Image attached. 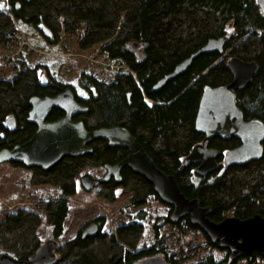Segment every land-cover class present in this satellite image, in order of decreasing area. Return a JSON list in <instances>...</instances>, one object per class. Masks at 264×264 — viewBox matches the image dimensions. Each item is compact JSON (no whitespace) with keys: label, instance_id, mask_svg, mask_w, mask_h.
<instances>
[{"label":"trees","instance_id":"1","mask_svg":"<svg viewBox=\"0 0 264 264\" xmlns=\"http://www.w3.org/2000/svg\"><path fill=\"white\" fill-rule=\"evenodd\" d=\"M20 23L41 27L42 33L47 29L50 34L44 33V37L50 45H58L65 34L82 29L78 37L81 50L98 47L107 60L122 63L136 73L134 76L118 71L110 84L88 73L80 75L81 88L91 94L90 98H76L89 108L76 121H83L89 131L115 125L127 128L162 172L176 176L187 198H199L203 205L213 208L212 220H222L226 212L233 211L242 219L264 215V152L259 161L228 168L223 155L219 170L205 178L194 174L195 166L183 165L192 149L205 138L196 130L204 92L233 81L226 66L228 58L239 57L258 64L253 82L236 93V104L246 120L257 119L264 124V13L257 0H0V44L8 45L16 37ZM259 30L261 33H257ZM226 35V51L235 46L227 59H221L218 53L202 54L185 73L153 91L176 65L210 40ZM38 70L22 63L13 81H0V150L23 144L35 134L37 126L27 121L33 96L53 97L68 88L75 91L54 79L44 82ZM145 96L156 104L149 106L144 102ZM10 116L16 118L14 129L6 125ZM64 116L62 110L54 108L47 121L55 122ZM231 144L219 138L207 142L208 148L221 152L230 149ZM90 147L92 153L64 158L48 171L12 163L14 168L31 174L33 187L48 186L63 195L43 204L40 212L22 208L3 219V253L29 260L42 245L39 229L43 219L53 227V237L60 240L69 215V200L76 196L77 182L83 173L118 164L126 156L124 149L111 147L105 140ZM121 176L120 183L104 184L98 192L101 199L114 201L118 187L132 193L134 207H141L151 197L157 198L153 185L143 176L127 167ZM144 216L140 212L138 217ZM105 220L101 217L92 221L99 229L96 236L83 239L79 232L63 242L57 264H138L155 256L152 247L134 253L140 248L143 225L122 224L116 233L107 234L103 233ZM182 224L196 230L188 218L181 220ZM158 236L159 228L155 226L154 237ZM169 263L180 264L174 259Z\"/></svg>","mask_w":264,"mask_h":264},{"label":"water","instance_id":"2","mask_svg":"<svg viewBox=\"0 0 264 264\" xmlns=\"http://www.w3.org/2000/svg\"><path fill=\"white\" fill-rule=\"evenodd\" d=\"M264 13V0H257ZM227 41V40H226ZM225 39L210 40L204 47L193 53L189 58L178 64L175 70L160 80L153 88L158 91L169 81L185 73L193 61L202 54H225ZM233 81L222 88H209L201 98L196 118V130L206 138L219 136L224 139L239 137L243 145L230 151L225 157L229 167L259 161L264 152V124L257 119L246 121L236 104V93L244 91L254 80L259 66L256 62H247L239 57L230 59L227 63ZM30 111L27 121L37 126L35 134L25 143L11 149L0 150V164L19 163L26 168H41L48 171L64 158H79L92 153L89 147L98 140H105L111 147L123 148L127 151L125 158L118 164L106 165L107 174L101 179H95L86 174L80 178L82 187L91 191L114 178L117 183L122 180L121 171L131 169L134 173L145 177L153 184L156 194L165 203L174 207L171 222L178 223L180 219L189 217L194 227L202 229L213 243L220 242V247L230 249L232 255L229 264L244 255H252L254 250L264 255V218L256 215L247 220L236 217L227 218L221 223L210 221V208L200 207L199 199L187 198L173 175H166L156 165L154 159L137 141L133 134L123 126L102 127L89 131L83 121H76L80 114L89 112V108L79 103L73 90L66 89L60 94L50 97L33 96L30 101ZM54 108L65 113V116L55 122L47 119ZM236 122L233 123V121ZM8 127H17L16 118L11 116L6 121ZM221 152L209 149L204 143L197 144L184 159L183 165H198L195 173L207 177L219 170L218 159ZM98 226L93 223L85 227L82 238L94 237ZM59 242L50 240L44 242L29 260H19L10 254L0 256V264H57ZM141 264H167L161 257L145 259Z\"/></svg>","mask_w":264,"mask_h":264},{"label":"rangeland","instance_id":"3","mask_svg":"<svg viewBox=\"0 0 264 264\" xmlns=\"http://www.w3.org/2000/svg\"><path fill=\"white\" fill-rule=\"evenodd\" d=\"M40 29L41 27L35 28L20 23L16 37L8 45L0 44V81H13L22 63H27L31 68H38L40 76L48 81L54 79L72 86L79 96L85 98L87 94L79 83L80 75L83 73L91 74L108 84L115 81L116 73L113 69L118 66L117 63L108 61L103 54L99 55L98 47L86 51L79 48L78 37L82 29L73 34H65L60 42L63 45L61 47L48 44L44 35H49L50 32L46 29L48 32L43 30L44 34ZM259 33H261L260 30ZM231 34L229 35L231 36ZM234 48L235 46L227 50V53ZM56 49L77 54L61 56L65 53ZM4 56L6 59L12 58V60H5ZM86 174H91L94 178L99 179L106 174V170L101 168ZM30 177L31 174L28 171L14 168L10 163L0 164V222L18 209L24 208L40 212L43 204L58 197L57 189L48 186L41 189L33 187ZM101 189L102 187H98L87 192L82 189L78 181L77 195L69 200V215L65 223L63 237L58 240L60 244L81 232L84 226L94 219L105 217L103 233L114 234L119 226L133 223L135 221L133 218L139 216L140 212H144L145 220L140 222L144 226L140 247L158 246L164 248L168 256L180 260L182 264L196 262L198 257L195 254L198 248H200L201 255L208 254L204 238L199 232L184 224L181 225V228L172 225L161 226L160 237L157 240L154 238L155 222L158 223L159 219H162L168 211L157 198L151 197L143 208L134 207L131 204L132 193L129 190L116 188V198L109 202L107 199L100 198L98 192ZM39 234L42 242L54 239L52 238V227L44 221ZM2 254L0 249V256Z\"/></svg>","mask_w":264,"mask_h":264},{"label":"flooded vegetation","instance_id":"4","mask_svg":"<svg viewBox=\"0 0 264 264\" xmlns=\"http://www.w3.org/2000/svg\"><path fill=\"white\" fill-rule=\"evenodd\" d=\"M220 39H222V38H220ZM223 39H225V41H226V45H227V42H228V40H229V36L228 35H226V36H224L223 37ZM212 40H215V39H212ZM226 45H225V54L224 55H220V56H222L221 57V59H223V58H225L226 57V59H227V57H228V53H227V51H226ZM232 58H234V57H230V58H228L227 59V61H226V66H227V63H228V61L230 60V59H232ZM220 59V60H221ZM184 61V60H183ZM182 61V62H183ZM181 63V62H180ZM179 63V64H180ZM192 65V64H191ZM214 65V64H213ZM177 66V65H176ZM176 66H175V68H176ZM191 67V66H190ZM189 67V68H190ZM175 68H174V70H175ZM228 68V67H227ZM173 70V71H174ZM231 73V72H230ZM136 74V73H135ZM169 75V74H168ZM232 75V74H231ZM167 76V75H166ZM165 76V77H166ZM163 79V78H162ZM161 79V80H162ZM174 80V79H173ZM105 83V82H104ZM108 84V83H107ZM226 87V86H225ZM75 90V89H74ZM85 92H86V98H90V92H88V90L87 89H83ZM93 90V89H92ZM208 90V89H207ZM94 91V90H93ZM75 92V98H85V97H82V96H79L78 94H77V92H76V90L74 91ZM239 92V91H238ZM237 92V93H238ZM95 97H97V96H95ZM130 97V95H128V98ZM147 97V96H146ZM144 102L146 103V101H145V97H144ZM154 104H156V102H154V101H152L151 102V106L152 105H154ZM83 105V104H82ZM199 110V109H198ZM244 115V114H243ZM76 119V118H75ZM244 120H246L245 119V116H244ZM246 121H250V120H246ZM234 122H236V120H234L233 121V123ZM200 135H202V134H200ZM205 136V135H204ZM214 138H219V139H221V140H223V141H231L232 142V144H231V146H229V148L230 149H228L227 151H225V152H221V156H220V158L218 159V163H219V168H220V166H221V164H220V160H221V158H222V156L224 155V157H223V162H224V164H225V166L228 168L229 166H227L226 165V163H225V157H226V155L230 152V151H233V150H236L237 148H239V147H241L242 145H243V139H241V138H239V137H235V136H233V137H231L230 139H224V138H222V137H219V136H214V137H211V138H206V136H205V138H204V140L201 142V143H204L207 147H208V145H207V142L209 141V140H212V139H214ZM200 143V144H201ZM264 144V142L262 143V145ZM264 147V146H263ZM123 149V148H122ZM209 149H213V148H209ZM125 150V149H124ZM217 150V149H216ZM126 151V150H125ZM219 151V150H218ZM225 153V154H224ZM126 154H127V151H126ZM151 156V155H150ZM152 157V156H151ZM153 158V157H152ZM253 162V161H252ZM251 163V162H250ZM249 164V163H248ZM245 165H247V164H245ZM193 166H195V168H194V174H196L195 173V170H196V168H197V166L198 165H193ZM240 166H244V165H240ZM235 167V166H234ZM236 167H239V166H236ZM123 171V170H122ZM122 171H121V173H122ZM218 171V170H217ZM88 171H85V173H83V175H85L86 173H87ZM179 172H181V167L179 168ZM216 172V171H215ZM214 173V172H213ZM212 173V174H213ZM82 175V176H83ZM167 175V174H166ZM197 175V174H196ZM211 175V174H210ZM81 176V177H82ZM174 176V175H173ZM197 176H199V175H197ZM80 177V178H81ZM176 177V176H175ZM200 177V176H199ZM208 177V176H207ZM145 178V177H144ZM200 178H205V177H200ZM146 179V178H145ZM177 179V178H176ZM147 180V179H146ZM112 181H115V179L114 178H111V180L110 181H108L107 183H109V182H112ZM177 183H178V181H177ZM105 184V183H104ZM104 184L101 186V187H103L104 186ZM152 184V183H151ZM153 185V184H152ZM178 185H179V183H178ZM154 187V186H153ZM179 187H180V185H179ZM155 190V189H154ZM180 190H181V187H180ZM157 196V198H158V200L160 201V203L163 205H166V208L168 209V211H167V214L165 215V216H163L162 217V219H159V222L158 223H156L155 222V224H154V229H155V226H157L158 228H159V236H158V238L160 237V234H161V232H160V227L161 226H165V225H172V226H174V227H178V228H181V220H184V219H186V218H188L189 219V217H185V218H183V219H180V221H178V223H173V222H171V215H172V213L174 212V207L172 206V205H169V204H165L160 198H159V196L158 195H156ZM194 199H199V198H194ZM190 200H193V199H190ZM200 200V199H199ZM201 201V200H200ZM145 205V204H144ZM144 205H142L141 207L143 208L144 207ZM200 207L201 208H203V209H206V208H210L211 209V212H210V214L208 215V218L210 219V221H212V222H214V223H221V222H223L225 219H227V218H233V217H236V218H238V219H241V220H247V219H250V218H253L254 216H256V215H259V216H262L263 218H264V215H261V214H255V215H253V216H250V217H247V218H245V219H242V218H239L238 216H237V214L233 211V212H231V214H228V212H226L227 214H225L224 216H223V219L222 220H219V221H214V220H212L211 219V215L213 214V208L211 207V206H206V205H203L202 204V202H201V204H200ZM230 213V212H229ZM135 221L133 222V223H137V224H140V222H143L144 220H145V216H144V218L143 219H141L140 217H138V216H135L134 218H133ZM143 220V221H142ZM190 221V220H189ZM180 223V225L179 226H177L178 224ZM142 225V224H141ZM196 231L197 232H199L200 233V235L202 236V238H204V240H205V243H206V248L208 249V254L207 255H201V253L199 252L200 251V248H198V250H197V252H196V256L198 257L197 258V260H196V262H192V263H189V264H229V260H230V257H231V255H232V252H231V250L230 249H224V248H221L220 247V242H217V243H213L212 241H211V239L208 237V235L202 230V229H200L199 227H196ZM81 233H82V231H81ZM155 238V237H154ZM158 238H155L156 240L158 239ZM152 248H153V250H154V252L156 253L155 254V256H153V257H150V258H146V259H151V258H154V257H158V256H161V257H163L166 261H167V264H170L169 262H170V260H172V259H174V260H176L174 257H171V256H168V253L167 252H165V249L164 248H160V247H158V246H151ZM150 247V248H151ZM150 248H143V247H140L139 249H137V250H135L134 251V253H137L138 251H142L143 249H145V250H147V249H150ZM143 260H145V259H143ZM143 260H141L138 264H141V262L143 261ZM176 261H179L180 262V264H181V261L180 260H176ZM231 264H264V255L261 253V252H259V251H257V250H254L253 251V253H252V255H244V256H242V257H239L238 259H236L234 262H232Z\"/></svg>","mask_w":264,"mask_h":264},{"label":"bare ground","instance_id":"5","mask_svg":"<svg viewBox=\"0 0 264 264\" xmlns=\"http://www.w3.org/2000/svg\"><path fill=\"white\" fill-rule=\"evenodd\" d=\"M40 169H41V168H40ZM42 170H43V169H42ZM85 175H86V174H85ZM83 176H84V175H83ZM83 176H82V177H83ZM82 177H81V178H82Z\"/></svg>","mask_w":264,"mask_h":264}]
</instances>
